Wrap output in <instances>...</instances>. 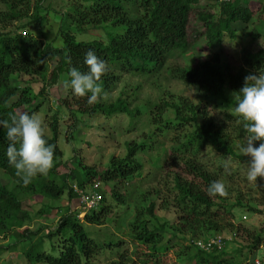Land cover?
I'll return each instance as SVG.
<instances>
[{"label": "trees", "instance_id": "obj_1", "mask_svg": "<svg viewBox=\"0 0 264 264\" xmlns=\"http://www.w3.org/2000/svg\"><path fill=\"white\" fill-rule=\"evenodd\" d=\"M42 1L33 0L31 4L29 0H0L4 6L0 9V118H7L9 112L17 110L29 114L38 110V105L31 108L30 104L43 94L44 88L35 93L30 85L19 86V78L27 76L33 82L39 81L44 86L56 84L61 77L68 82L72 67L87 71L84 58L89 49L94 50L109 66V72L102 77L106 92L111 91L119 81L120 74L138 76L161 73L166 69L169 57L174 53H186L192 45V41L188 39L187 25L193 14H196L198 23L204 25L202 35L207 48L225 32L233 36L234 29L241 25V31L247 30L254 14H257L258 24L252 27L250 36L257 39L264 33L262 0H74L60 21V46L43 43L33 35H11L9 31H4L5 25L2 23L5 21L27 18L28 23L41 24L45 19L40 14ZM206 6L217 7V12L207 11ZM30 7L33 8L31 13ZM103 26L110 27L105 40L78 39L79 34L85 33L89 27ZM54 59V67L47 72L48 62ZM243 60L246 68L237 70L225 66L223 68L217 55L198 61L192 66L169 68L170 76L194 88L195 102L184 96L175 97L172 101L161 99L153 104L144 102L143 106L149 109L147 112L150 125L155 129L148 135L145 134L140 141L128 143L126 154L123 157H112L102 171L90 172L101 183L111 181L118 185L135 177L142 178L143 165L137 155L146 148V139L152 138L156 133L175 132L167 155L171 159L180 160L178 166L184 168L182 172L187 177L191 176V179L181 172L172 171L173 184H166L165 190L166 196H171V205L181 212L177 215L176 225L157 223L154 203H144L149 193L141 192V204L139 207L135 205V216L129 223L131 241L135 244L134 264H168L165 257L169 255L172 256V264H256V261L264 264V256L260 260L254 259L255 252L264 244V230L252 231L241 221L235 222L232 211L237 206L245 208L247 212L264 213V187L258 202L263 204L262 207H257L251 201L244 202L240 197L230 203L225 202V196L210 197L207 188L213 181L220 180L222 167L220 166L219 172L214 173L199 158V152L211 148L221 160L230 158L248 169L250 157H245L234 149L236 141L247 134L243 130L241 119L233 114L236 106L233 94L244 86L247 75H258L259 70H264V41L263 46L255 51L246 50ZM61 93L63 96L58 99L57 108L49 117L50 134L46 139L56 147L55 166L47 177L37 176L28 186L23 185L16 176L15 168L9 164L7 149L10 141L7 139L6 130L0 128V169L12 179L9 185L0 184V236L14 232L23 241H29L38 232L23 227L31 217L23 207L20 194H39L58 199L67 192L71 203L67 205L69 212L61 215L53 230L48 229L43 237L29 244L24 256L30 264H85L101 250H114L121 246V240L115 235L107 234L99 240L91 236L86 228V224L101 225L107 222L111 211L109 199L114 198L125 203L124 196L115 185L109 196L103 193L96 208L86 211L83 217L85 225L71 209L73 200L78 203V197L68 184V179L76 180L85 189V184L94 179L81 180L79 173L71 168L59 172L63 164V152L57 144L58 109L59 112L64 110V114L74 121L68 125L72 130L78 116L84 114L99 112L110 116L126 113L134 118L139 107L135 105L131 108L130 104L136 97L133 98L134 93H127L126 97L119 95L114 100L101 101L90 106L87 104V97H76L70 87ZM130 98L132 99L129 100ZM168 110L172 111V118L168 116ZM67 138L72 140V134ZM260 143L264 141H256L255 146L259 147ZM168 204L164 200L162 209ZM168 227L171 228L170 231ZM222 231L231 232L234 235L233 241L238 235L245 238L243 247L235 250L240 253L246 249L247 253L242 259L233 261L232 257H226V241L222 237L220 246L213 243L212 246L202 249L193 243L200 239L206 244ZM165 233L169 237L165 238ZM175 236L190 239L191 242L186 245L179 244L178 240L173 242L172 238ZM47 242L49 248L44 246ZM105 264H128L127 256L121 254Z\"/></svg>", "mask_w": 264, "mask_h": 264}, {"label": "rangeland", "instance_id": "obj_2", "mask_svg": "<svg viewBox=\"0 0 264 264\" xmlns=\"http://www.w3.org/2000/svg\"><path fill=\"white\" fill-rule=\"evenodd\" d=\"M262 1L264 2V0ZM29 2L32 4L33 0H29ZM73 2L74 0H43L40 14L44 15L45 19L41 24L34 22L28 23L27 18L10 22L5 21L2 23V25H5L4 31H9L11 35H33L35 38L43 41V43H52L55 46H60L62 43L58 32L60 21L63 15L70 9ZM3 8L4 6L0 3V9ZM205 8L207 11L217 12V7L208 8L206 6ZM32 11L33 8L30 7L29 12L31 13ZM195 15H192L191 21L187 25L188 39L192 41V45L186 53L181 55L174 53L168 58L165 65L166 69H163L159 74L138 76L130 73L120 74L119 81L112 87L111 91L107 92L109 96L108 101L114 100L119 95L126 97L127 93H134L133 98L136 97V100L131 102L130 107L134 108L135 105L139 107V112H136L134 118H130L126 113H116L110 116L99 112L92 115L84 114L78 116V120L74 124L75 130H71L68 125H71L74 121H71L66 113L64 114V110L59 112L58 109L59 136L57 144L63 152V164L60 166L59 172H65L71 168L79 173L81 180L92 181L96 175L90 174V172H100L105 169L112 157H123L126 154L128 143L140 141L145 134L148 135L151 130L155 129V127L150 125L147 112L149 109L143 106L144 102L149 101L151 102L150 104H153L159 102L161 99L172 101V99L178 96L187 97L195 102L194 88L170 76L169 68L175 66H192L198 61L210 59L214 55H217L223 68L225 66L234 70L240 69L241 67L245 69L246 66L243 60L245 51H255L260 46H263L264 33L257 39H252L250 36V30L254 25L258 24L257 14H254L253 21L249 23L247 30L241 31L240 27H243V25L235 29L233 28V36L225 32L209 48L205 47V41L202 35L204 25L198 23L199 20ZM109 29L110 27L108 26L101 28L89 27V29L85 30V33L79 34L78 39L91 40L93 38H100L105 40L106 32ZM55 63L56 59L48 62L47 72L54 67ZM19 79V81L17 80L19 86L28 87L30 85L35 93L41 88H44L43 94L37 96L30 104V107L34 108L38 105V110L35 113L40 115L48 126L50 121L49 117L57 108L56 103L58 99L63 96L61 92L68 89V87H65V78L61 77L54 85L46 84L45 86L39 81L33 82L27 76ZM49 106L51 109H48ZM167 114L170 118L173 117L171 110H168ZM48 134H50L49 126ZM71 134L73 138L69 140L67 136ZM174 134V131L163 134L156 133L152 138L146 139V148L137 155V158L143 165L142 178L135 177L119 185L111 181L107 183L103 181L101 183L99 181L97 186H93L91 183L85 184L86 190L95 189L101 197L103 193L109 196L111 188L115 185L118 192L124 196V204L114 198L109 199L111 201V211L107 217L109 219H107L105 224L89 225L83 220L86 211L96 208L99 205V200L97 201L98 203L88 209L81 205L78 206L77 201L73 200V207L71 209L77 213L78 218L84 225L86 224V228L90 231L91 236L101 240L105 235L112 234L121 240V246L114 250L103 249L85 264H105L111 259L118 258L121 254L127 256L128 264L136 263L133 257V247L135 244L131 241L129 223L134 219L135 205L137 204V207H139L141 204V192L149 193L146 196L148 199L146 198L147 200L144 203L145 205L149 202L154 203V214L156 219H158L157 223L165 222L169 226L177 224V215L180 214L181 210L171 205V196H166L165 190L166 184L168 186H172L173 184L171 172L178 171L183 173L182 170L184 169L178 166L180 165V160L176 158L171 159L167 155V150L172 143L171 139ZM244 138L245 136L236 141L234 145L236 151H239L238 144L245 143ZM203 150L199 152V158L208 169L216 173L219 172L220 166L222 167V174L220 175L221 178L219 181L227 189L228 195L226 196V203L235 202L240 197L244 202L251 201L257 207H262L263 204H259L258 202L260 201L259 199L262 193L261 189L264 187V178H258L257 182L250 183L246 178L248 169L245 165L238 164L230 158L221 160L219 155L211 148ZM228 160H231V165L229 170L226 171L225 162ZM183 175L186 176L185 173ZM187 178L191 179V176ZM10 182H12V179L0 169V184L9 185ZM68 184L72 187L74 186V189H84L83 186L80 187L78 185L76 180L71 178L68 179ZM20 197L22 198L24 209L28 210L31 217L30 221L23 227H28L31 231L38 232L29 241H23L14 232L8 233L6 236H0V264H30L24 256L29 244L36 242L39 237H43L48 229L53 230L61 215L69 212L67 205H71L67 198V192H64L58 199H50L39 194H20ZM164 200L169 204L166 208L162 209L161 206ZM232 211L235 222L241 221L245 227H248L252 231L254 229L264 230V213L247 212L245 208L237 206L232 208ZM168 229L169 231L171 230L170 227ZM215 235H220L225 239L226 257H232V260L235 261L236 259H242L246 255L245 248L240 253L235 252L237 248H242L243 244L246 243L245 238L241 235H238L234 241V235L229 231H222ZM167 237H169L168 233L165 235V238ZM177 240L179 244L182 243L185 245L191 242L190 239L187 240L180 236L172 238L173 242ZM196 240L199 241L200 239ZM48 243H45V248H49ZM263 253L264 244L255 252L254 259L260 260V257L264 256ZM165 260L168 264L173 263L171 255L166 256Z\"/></svg>", "mask_w": 264, "mask_h": 264}, {"label": "clouds", "instance_id": "obj_3", "mask_svg": "<svg viewBox=\"0 0 264 264\" xmlns=\"http://www.w3.org/2000/svg\"><path fill=\"white\" fill-rule=\"evenodd\" d=\"M84 64L87 71L77 67L70 69V79L65 87H70L76 97H87L90 106L107 101L109 96L102 85V77L109 72L107 62L89 49L85 53ZM233 97L236 101L233 114L241 119L247 134L245 143L237 147L243 156L250 157L246 178L255 183L258 178H264V143L255 146L256 141H264V70H259L258 75H247L244 86ZM0 128L6 130L10 141L7 149L9 164L15 168L23 185L28 186L37 176L47 177L55 166L56 146L46 139L48 126L44 119L36 113L17 110L9 112L7 118H0ZM230 165L231 160L225 162L226 171ZM207 193L210 197L228 195L226 186L219 180L208 186Z\"/></svg>", "mask_w": 264, "mask_h": 264}, {"label": "built area", "instance_id": "obj_4", "mask_svg": "<svg viewBox=\"0 0 264 264\" xmlns=\"http://www.w3.org/2000/svg\"><path fill=\"white\" fill-rule=\"evenodd\" d=\"M91 184H93V186H97L99 184V180L94 179L91 182ZM72 188L78 197V206L81 205L82 207H86V209H88L90 207H93L96 203L100 202V200H101L100 194L95 189H91V190H86L85 188L84 189H82V188H79V189L75 188L74 189V186ZM193 243L202 249L212 246L213 243L220 246L221 245V236L216 235L214 238H211L206 244L201 240L193 241ZM256 264H258V261H256Z\"/></svg>", "mask_w": 264, "mask_h": 264}]
</instances>
